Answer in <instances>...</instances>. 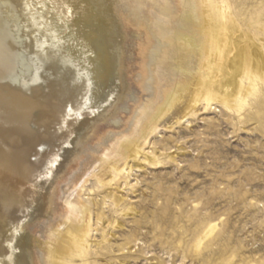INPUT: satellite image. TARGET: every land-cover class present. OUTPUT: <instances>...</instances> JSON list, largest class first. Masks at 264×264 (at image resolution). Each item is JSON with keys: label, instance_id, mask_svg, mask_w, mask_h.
Masks as SVG:
<instances>
[{"label": "bare ground", "instance_id": "6f19581e", "mask_svg": "<svg viewBox=\"0 0 264 264\" xmlns=\"http://www.w3.org/2000/svg\"><path fill=\"white\" fill-rule=\"evenodd\" d=\"M234 7V0H0V17L9 9L26 27L33 55L28 44L22 54L35 57V106L12 107L0 96V264H69L74 256L87 264L88 210L65 199L93 163L108 157L99 175L107 181L109 165L124 167L153 129L212 100L210 76L223 69V106L241 116L257 100L264 0L248 11ZM68 218L77 242L63 233L49 243ZM213 220L199 221L196 254Z\"/></svg>", "mask_w": 264, "mask_h": 264}, {"label": "rangeland", "instance_id": "374dc122", "mask_svg": "<svg viewBox=\"0 0 264 264\" xmlns=\"http://www.w3.org/2000/svg\"><path fill=\"white\" fill-rule=\"evenodd\" d=\"M234 1L235 11H248L263 0ZM9 11L0 17V96L12 107L31 108L35 57L22 54L28 44L33 55L28 33ZM213 75V99L200 110L153 129L124 167L109 165L107 181L99 176L108 162L102 156L66 194L65 202L82 203L89 213L87 264H264V89L239 116L220 103L227 69ZM208 214L216 227L196 254V231ZM63 233L77 242L69 218L48 242ZM81 263L79 256L69 261Z\"/></svg>", "mask_w": 264, "mask_h": 264}]
</instances>
